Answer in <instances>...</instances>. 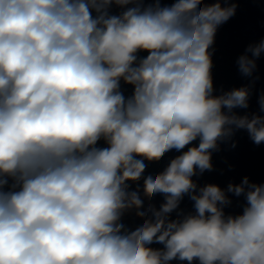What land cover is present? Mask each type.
Wrapping results in <instances>:
<instances>
[{"label":"clouds","instance_id":"obj_1","mask_svg":"<svg viewBox=\"0 0 264 264\" xmlns=\"http://www.w3.org/2000/svg\"><path fill=\"white\" fill-rule=\"evenodd\" d=\"M237 8L0 0V264H264V182L193 179L238 131L264 145V91L247 111L264 38L236 60L248 84L213 82L215 37ZM232 196L239 214L225 212Z\"/></svg>","mask_w":264,"mask_h":264},{"label":"water","instance_id":"obj_2","mask_svg":"<svg viewBox=\"0 0 264 264\" xmlns=\"http://www.w3.org/2000/svg\"><path fill=\"white\" fill-rule=\"evenodd\" d=\"M165 2H170V0H165ZM237 3L238 8L235 16L220 26L215 37L212 73L217 93L221 90L227 91L241 87L250 82L252 78L244 77L238 71L236 60L247 45L258 43L260 39L264 38V0H237ZM141 55H146V53ZM257 65V70L253 75L254 77L258 76L259 79L256 80L250 99V108L247 110L250 112L258 111V95L264 91V55L258 59ZM123 90L125 95H130L132 91L131 86H123ZM238 111L243 112L244 110ZM233 140L236 143L235 148H232L230 143H222L220 150L213 152V170L193 177L199 185L214 183L226 189L230 182L240 183L244 176H248L252 182H264V145L253 144L247 132L243 130L236 132ZM102 144L103 142H101ZM176 155H178L177 152L171 151L158 163L146 162L148 166L145 176L162 171ZM231 199L232 204L225 209V212L241 213L243 197L232 196ZM162 202L163 197L159 194L152 201L157 208ZM147 204L148 201L145 200V206ZM180 207L184 211L193 210L192 202L187 196L184 197ZM173 218H175V213H173ZM123 222L130 229H134L142 223L135 217L134 212L126 214ZM152 247L160 248L162 245L154 244ZM172 264H180V262L173 261Z\"/></svg>","mask_w":264,"mask_h":264}]
</instances>
